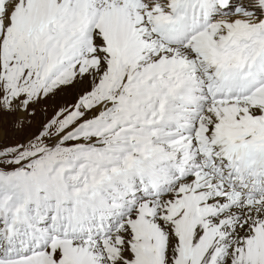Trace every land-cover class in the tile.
Returning <instances> with one entry per match:
<instances>
[{
    "label": "snow or ice",
    "instance_id": "1",
    "mask_svg": "<svg viewBox=\"0 0 264 264\" xmlns=\"http://www.w3.org/2000/svg\"><path fill=\"white\" fill-rule=\"evenodd\" d=\"M0 264H264V0H0Z\"/></svg>",
    "mask_w": 264,
    "mask_h": 264
}]
</instances>
